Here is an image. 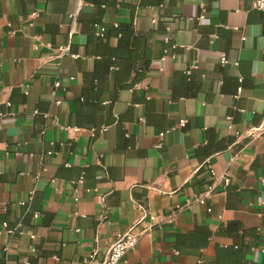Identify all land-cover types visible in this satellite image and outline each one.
Returning a JSON list of instances; mask_svg holds the SVG:
<instances>
[{"label":"crops","instance_id":"obj_1","mask_svg":"<svg viewBox=\"0 0 264 264\" xmlns=\"http://www.w3.org/2000/svg\"><path fill=\"white\" fill-rule=\"evenodd\" d=\"M97 1L0 0V262L101 264L144 215L155 222L118 264H264L262 13ZM95 21L132 24L139 51L116 62L149 59L133 89H116L119 68L91 79L106 60ZM101 44L118 48L116 32ZM208 142L225 150L203 160Z\"/></svg>","mask_w":264,"mask_h":264},{"label":"trees","instance_id":"obj_2","mask_svg":"<svg viewBox=\"0 0 264 264\" xmlns=\"http://www.w3.org/2000/svg\"><path fill=\"white\" fill-rule=\"evenodd\" d=\"M98 1L100 2L99 4H103V0ZM93 26L94 28H96L97 26H101L100 28L102 29V32H97V30H95L96 32L94 31L93 36H89L88 40L89 42H92L94 40L96 42H99L98 46L101 47L102 51L100 54L102 57H105L106 60L101 63L99 69L97 70V72H95L94 76L91 79H99L102 76L101 72L107 70L109 67L119 68L120 72L118 71L119 73H115L117 74L115 78L118 79L116 83V89H133L134 85L140 83L145 78L149 67V59L144 57V59H142V63L139 64V61H132V58L128 56L127 60L125 59V61H122V64H118V62H116V59H118V49L124 48L126 49L128 54L137 53L139 51L140 40L135 36L132 24L124 25L122 27L115 26V28H108L101 22L95 21ZM113 31L116 32L118 38V48L116 49L108 48L105 45L101 44V42L105 41L108 35ZM92 81L87 83V90H90L91 92V89H94V92L103 90V86L100 84V82L97 81L98 83L92 84ZM241 81L238 82V87H241ZM88 94L83 96V101L84 104H88L90 107V111L86 116H91L96 110V105L98 103L89 104L87 102ZM223 150H225V146L215 148L212 142H208L204 147L198 149V154L199 156H201V158H204L203 160H205L209 156ZM202 168L204 169L205 165ZM207 171L209 172V169H207ZM210 184V182L206 183L207 186H209ZM0 264H3V262H0Z\"/></svg>","mask_w":264,"mask_h":264},{"label":"built area","instance_id":"obj_3","mask_svg":"<svg viewBox=\"0 0 264 264\" xmlns=\"http://www.w3.org/2000/svg\"><path fill=\"white\" fill-rule=\"evenodd\" d=\"M254 9H256L257 11H259L260 13H262L263 17H264V0H250ZM34 16V15H32ZM199 20L203 19V16H199L198 17ZM263 27H264V23H263ZM99 32H102V29L100 28ZM62 51H67V49H63L60 50ZM220 62L222 64H226L227 61L224 57L220 58ZM59 84L55 83L54 84V88H58ZM59 102H56V104H58ZM7 106H10L9 103L6 104ZM37 111L34 112V114H36ZM3 115L0 114V117H2ZM184 121H181L179 124L180 126H184ZM258 131V129H253V132ZM224 183L227 184L228 183V179H223ZM212 191V188H208L203 194L199 195L196 199V201L199 204H204L205 200L207 199V197L210 195ZM209 211V209L207 210ZM33 217H37V214H34ZM147 220V221H146ZM144 222H146V224L144 225V229H142L141 231H138V226H140L141 224H143ZM155 222V217L153 216H144L141 217V219L132 227L129 228V230L124 233V234H119L116 236L114 242L111 244L108 253L106 255V257L104 258L103 262L101 264H118L123 257L131 250H133L139 240V237L141 235H143L146 231L150 230L153 223ZM3 228H6V224L2 225ZM10 233V231H8ZM32 237V236H31Z\"/></svg>","mask_w":264,"mask_h":264}]
</instances>
